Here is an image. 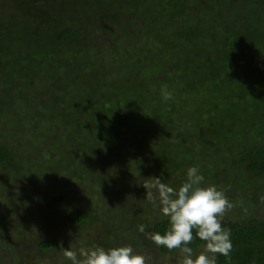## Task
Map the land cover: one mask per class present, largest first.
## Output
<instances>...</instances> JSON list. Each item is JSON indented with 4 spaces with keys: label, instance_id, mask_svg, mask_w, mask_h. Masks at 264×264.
I'll use <instances>...</instances> for the list:
<instances>
[{
    "label": "trees",
    "instance_id": "obj_1",
    "mask_svg": "<svg viewBox=\"0 0 264 264\" xmlns=\"http://www.w3.org/2000/svg\"><path fill=\"white\" fill-rule=\"evenodd\" d=\"M262 58L264 0H0V168L26 158L34 180L62 162L53 199L77 229L42 238L46 221L18 235L13 225L0 264H71L66 250L128 245L146 264H182L149 238L170 222L143 184L178 189L190 167L232 205L258 203L256 215L226 211L233 247L215 264H264Z\"/></svg>",
    "mask_w": 264,
    "mask_h": 264
},
{
    "label": "clouds",
    "instance_id": "obj_2",
    "mask_svg": "<svg viewBox=\"0 0 264 264\" xmlns=\"http://www.w3.org/2000/svg\"><path fill=\"white\" fill-rule=\"evenodd\" d=\"M164 98L172 97L165 93ZM204 179L198 167H190L186 181L178 189L160 178L152 184H143L147 190L146 199L157 203L160 213L170 222V228L164 234L153 233L149 238L157 246L179 249L182 264H215L216 254L228 257L232 251L231 234L222 226V219L233 205L215 185L205 186ZM193 229L197 230L196 237L205 242L204 250L198 255L190 246L194 239ZM140 230L144 231L143 228ZM64 256L71 264H146L145 257L130 245L107 250H66Z\"/></svg>",
    "mask_w": 264,
    "mask_h": 264
},
{
    "label": "rangeland",
    "instance_id": "obj_3",
    "mask_svg": "<svg viewBox=\"0 0 264 264\" xmlns=\"http://www.w3.org/2000/svg\"><path fill=\"white\" fill-rule=\"evenodd\" d=\"M263 62H264V58ZM17 116V115H16ZM16 116L13 115L11 119L4 122L2 126L3 132L8 136L9 138V144L16 142V136L14 133V127L17 125ZM19 116V115H18ZM13 119V121H12ZM29 140H31L34 143H38L35 141V138L32 136V134L29 136ZM11 147V146H10ZM223 148V147H222ZM16 156V155H15ZM27 160L26 158H20L19 161L13 162L12 164L6 165V167L0 168V192L2 190L3 196H1L0 201V234L3 236V238H7L9 233H11V226L16 225L18 230L13 231L14 234L18 235L23 227H32L35 228L36 224L43 223L46 221L49 226L46 227V232L43 235L42 238L45 237H51V234H59L60 236H70L72 235L73 231L76 232L75 228L72 230L73 227H71L67 222H65L62 215H58L60 212H62V207H59L54 202V196L56 194H59L61 192V181L64 180V174L65 169L60 167L62 162H56L59 172H52L51 180L50 178L44 176V173H41L39 178H35L33 180L34 174H36L34 171V162ZM51 163H48V166H50ZM52 166V167H53ZM72 166V163L70 162V167ZM57 169V170H58ZM62 169V170H61ZM36 176V175H35ZM57 180V181H56ZM254 183L253 180H247V183ZM34 184H37V187L35 188L33 186ZM258 184H264V180L257 182ZM30 188H34L32 191H30ZM26 189V191H25ZM246 191L250 192L245 189ZM244 190V191H245ZM24 194L29 193L31 202H28V199L23 198L24 195H20L21 192H24ZM35 194V195H34ZM23 199H20V197ZM228 195H226L227 197ZM4 197V198H3ZM10 199L13 201L10 202ZM229 200V198L227 197ZM20 200L21 202H19ZM230 201V200H229ZM244 200L240 203H236L233 205L231 210L234 212H240L238 213L240 218L248 217L254 214L253 211L255 208H257V205L250 204L248 201ZM11 205H9L10 203ZM20 205H19V204ZM261 205V204H260ZM80 206H84V203H82ZM10 208V209H9ZM55 208V209H54ZM59 208V209H58ZM9 211L13 214L12 219L9 217ZM18 211L21 213L19 214ZM58 213V214H57ZM16 214V215H15ZM14 216V219H13ZM16 219H20L19 221L11 224L6 225V222L12 220L16 221ZM74 232V233H75ZM50 234V235H49ZM16 237V236H14ZM40 257V253L38 249H36ZM0 255H2V251L0 250ZM41 258V257H40Z\"/></svg>",
    "mask_w": 264,
    "mask_h": 264
}]
</instances>
